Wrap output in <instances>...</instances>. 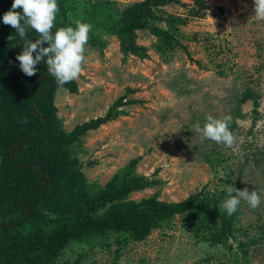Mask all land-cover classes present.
<instances>
[{
	"label": "rangeland",
	"instance_id": "374dc122",
	"mask_svg": "<svg viewBox=\"0 0 264 264\" xmlns=\"http://www.w3.org/2000/svg\"><path fill=\"white\" fill-rule=\"evenodd\" d=\"M143 1L76 5L73 17L91 14L98 27L87 31L105 47L82 44L69 55L66 74L77 92L55 89L56 115L70 132L109 110L123 111L72 146L84 179L103 187L139 158L135 173L150 185L124 202L153 196L179 202L202 192L213 201L212 221L194 229L186 215H176L142 241L127 233L69 240L55 264H264V0H203L202 9L192 0H172L155 11L183 20L157 22L172 34L171 46L150 27L137 30L147 58L124 59L106 26ZM246 91L253 99L241 102ZM223 220L231 233L210 242L213 222Z\"/></svg>",
	"mask_w": 264,
	"mask_h": 264
},
{
	"label": "trees",
	"instance_id": "16d2710c",
	"mask_svg": "<svg viewBox=\"0 0 264 264\" xmlns=\"http://www.w3.org/2000/svg\"><path fill=\"white\" fill-rule=\"evenodd\" d=\"M171 1L134 3L118 13L114 23L108 22L106 30L118 38L124 59L147 58L146 48L136 43L137 30L150 27L165 46H171L172 34L157 22L183 20L172 16L166 20L155 13ZM192 1L199 9L206 8L203 0ZM80 2L0 0V264H55L67 241L109 233H127L142 241L176 215H186L194 229L212 221L213 201L202 192L179 202H160L154 196L124 202L150 185L135 173L139 158L130 160L103 187L89 184L80 174L77 161L70 157L72 146L88 131L124 113L109 110L70 132L62 130L57 118L55 89L77 92V84L66 74L69 55L82 44L105 47L97 34L87 31L88 25L98 27L91 14L73 17L76 5L90 0ZM44 8L50 10L47 19ZM80 30L87 32L86 37L79 36ZM21 79L32 86L27 88ZM248 99L253 96L246 91L241 102ZM107 204L110 207L105 208ZM103 208L105 212L96 215ZM213 224L209 241L227 239L230 222Z\"/></svg>",
	"mask_w": 264,
	"mask_h": 264
},
{
	"label": "water",
	"instance_id": "95a60500",
	"mask_svg": "<svg viewBox=\"0 0 264 264\" xmlns=\"http://www.w3.org/2000/svg\"><path fill=\"white\" fill-rule=\"evenodd\" d=\"M42 9V8H41ZM44 9H46V19L49 17V15H50V10L49 9H47V8H44ZM32 108L34 109V106H33V104H32ZM35 114H37L36 112H35ZM21 146H22V144H20V145H18V146H16L15 148H21Z\"/></svg>",
	"mask_w": 264,
	"mask_h": 264
}]
</instances>
